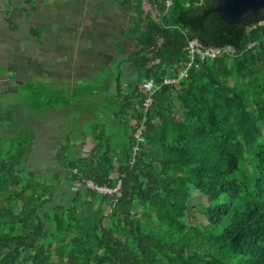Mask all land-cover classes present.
<instances>
[{
    "label": "trees",
    "instance_id": "1",
    "mask_svg": "<svg viewBox=\"0 0 264 264\" xmlns=\"http://www.w3.org/2000/svg\"><path fill=\"white\" fill-rule=\"evenodd\" d=\"M109 1L125 7V30L106 74L71 95L89 102L99 88L107 100L78 135L88 153L68 139L56 155L77 184L66 202L25 167L29 114L0 106V264H264L262 17L226 25L217 0ZM189 41L228 51L175 81ZM14 94L27 113L74 106L33 81ZM118 180L119 195L85 186Z\"/></svg>",
    "mask_w": 264,
    "mask_h": 264
},
{
    "label": "crops",
    "instance_id": "2",
    "mask_svg": "<svg viewBox=\"0 0 264 264\" xmlns=\"http://www.w3.org/2000/svg\"><path fill=\"white\" fill-rule=\"evenodd\" d=\"M117 6L109 0H0V77L12 93L20 82L33 81L71 98L79 84L106 74L110 54L117 57L112 39L123 36L126 21L125 7ZM56 109H45V116Z\"/></svg>",
    "mask_w": 264,
    "mask_h": 264
},
{
    "label": "rangeland",
    "instance_id": "3",
    "mask_svg": "<svg viewBox=\"0 0 264 264\" xmlns=\"http://www.w3.org/2000/svg\"><path fill=\"white\" fill-rule=\"evenodd\" d=\"M148 9V4L144 2V10ZM0 74H3V71L0 70ZM101 76H103V74L99 75L98 78H101ZM0 82L2 84L0 86V106L13 109L15 114L17 112V108H24L19 109L21 110V116L27 114L29 115L23 125L32 128L36 134V139L26 156V169L36 171L37 177L46 181L49 186L53 185L54 202L58 201L59 197L66 202L68 200V193L73 191L77 184L69 185L67 183L65 180L67 172L59 163L56 155L60 148L67 144L68 139L74 145L76 152H79L80 150V154L83 156L88 153L90 149L88 138L85 140L86 146L77 150L76 147L79 146L82 140V138H79L78 135L80 131L86 130V127L92 123L95 108L98 110L103 106L107 100V94L103 93L102 90H99L98 88L95 90V96L91 99L92 101L78 102L77 104H74L71 109H56V114L50 113L46 117L45 111L40 113H27V107L23 106L21 99H18L16 94H11L14 91V88H12V86H8V84L6 85L3 77H0ZM110 89L111 85L107 84L104 91L109 92ZM57 94L67 97L65 91L61 89L56 91L54 96ZM38 116H41V118ZM25 117L26 116L22 118L25 119ZM55 174H59L58 180L53 179V175ZM193 195H195V193H193ZM196 217L199 219L198 215H196ZM202 222L205 223L204 220Z\"/></svg>",
    "mask_w": 264,
    "mask_h": 264
},
{
    "label": "built area",
    "instance_id": "4",
    "mask_svg": "<svg viewBox=\"0 0 264 264\" xmlns=\"http://www.w3.org/2000/svg\"><path fill=\"white\" fill-rule=\"evenodd\" d=\"M169 4H170V1H167L166 5L168 6ZM186 50H187L188 60L185 64L184 68L179 70L178 77L175 81H179V80L183 79L186 76L187 69L191 65L196 64L197 61H203L206 59H214L216 57L221 56L224 53H227V51H228V49H226V48L203 47V46H200L199 44H197L196 41H189L187 43ZM173 82H174V80H169V79L164 80V84H170ZM140 89L145 90L149 93L148 97L145 99V101L143 103V107L146 109L151 102L150 94L153 92V89H154L153 82L151 80L144 81L140 85ZM142 128L143 127H140L134 135L136 140L139 142L143 141V139L141 137ZM88 142L90 144V140ZM114 165H116L115 162H114ZM85 186L89 189L95 190L96 192H98L100 194L109 195V196H111L113 194L119 195L118 190L120 187V181L119 180L117 181L114 188H108L106 186L99 187L90 181H86Z\"/></svg>",
    "mask_w": 264,
    "mask_h": 264
},
{
    "label": "water",
    "instance_id": "5",
    "mask_svg": "<svg viewBox=\"0 0 264 264\" xmlns=\"http://www.w3.org/2000/svg\"><path fill=\"white\" fill-rule=\"evenodd\" d=\"M213 11L226 25H237L252 17H262L264 25V0H217Z\"/></svg>",
    "mask_w": 264,
    "mask_h": 264
}]
</instances>
